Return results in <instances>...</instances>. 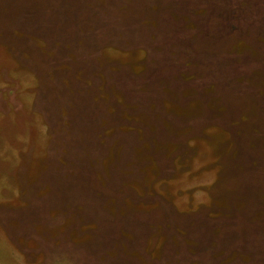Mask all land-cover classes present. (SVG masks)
<instances>
[{
  "label": "rangeland",
  "instance_id": "rangeland-1",
  "mask_svg": "<svg viewBox=\"0 0 264 264\" xmlns=\"http://www.w3.org/2000/svg\"><path fill=\"white\" fill-rule=\"evenodd\" d=\"M198 1L0 0V264H264V0Z\"/></svg>",
  "mask_w": 264,
  "mask_h": 264
},
{
  "label": "trees",
  "instance_id": "trees-1",
  "mask_svg": "<svg viewBox=\"0 0 264 264\" xmlns=\"http://www.w3.org/2000/svg\"><path fill=\"white\" fill-rule=\"evenodd\" d=\"M196 2H199L200 3V1H198V0H196ZM237 36H238V34H235V35L232 34V36L228 35L227 37H220L219 39L221 41L222 40H226L227 41V39H228V40L232 41L233 43L235 42L236 46H233L232 47V51H234L236 49L240 50L241 40ZM216 38L217 37L213 38L212 41L215 40ZM233 39L235 41H233ZM213 54H215V53H213ZM257 81H258V83H257ZM240 82L245 83V84H247V83L248 84H250V83H256L253 86V89L256 90V92L254 93L253 96L256 97L259 100H264V68L262 70H260V68L257 69V70L256 69L255 70H252L248 75L242 77L240 79ZM230 97H231L232 100L236 99L238 102L243 103V104L252 103V102L248 101L243 95H240V96L231 95ZM253 110H250L248 114L252 115L253 114ZM257 111H258V113L260 115V118L264 119V107L262 105H259L257 107ZM247 120H248L247 117H242L241 118V121H247ZM263 124H264V122H263ZM229 125L232 126L231 123Z\"/></svg>",
  "mask_w": 264,
  "mask_h": 264
},
{
  "label": "flooded vegetation",
  "instance_id": "flooded-vegetation-1",
  "mask_svg": "<svg viewBox=\"0 0 264 264\" xmlns=\"http://www.w3.org/2000/svg\"><path fill=\"white\" fill-rule=\"evenodd\" d=\"M242 263H243V264H246L247 262H246V261H243Z\"/></svg>",
  "mask_w": 264,
  "mask_h": 264
}]
</instances>
